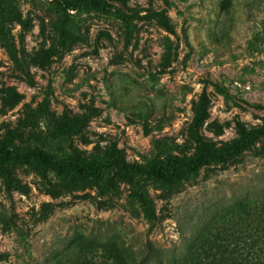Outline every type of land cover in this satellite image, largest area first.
<instances>
[{
    "label": "rangeland",
    "instance_id": "1",
    "mask_svg": "<svg viewBox=\"0 0 264 264\" xmlns=\"http://www.w3.org/2000/svg\"><path fill=\"white\" fill-rule=\"evenodd\" d=\"M57 1L0 0V141L16 151L105 160L116 148L147 164L264 125V0H98L107 12ZM102 185L0 162V264H107L100 243L148 263L151 248H184L239 203L264 204V142L174 189Z\"/></svg>",
    "mask_w": 264,
    "mask_h": 264
},
{
    "label": "trees",
    "instance_id": "2",
    "mask_svg": "<svg viewBox=\"0 0 264 264\" xmlns=\"http://www.w3.org/2000/svg\"><path fill=\"white\" fill-rule=\"evenodd\" d=\"M57 3L64 10H76L81 5L100 12L109 10L98 0H58ZM9 12L15 13L11 9ZM0 36H5L1 30ZM7 49L11 58L17 60L14 46L10 44ZM195 140L196 148L191 157L165 155L147 164H135L126 162L116 148L110 151L105 160L73 155L53 158L38 147L18 152L10 146L9 137H5L0 141V162L33 163L40 169L71 173L80 180L94 178L103 183V192L114 190L118 180L132 184L135 177H142L165 189H174L196 177L202 166L224 165L250 151L254 143L264 142V125L239 126L238 136L219 146H211L197 136ZM4 174L9 176L7 171ZM133 194L139 201L144 218L155 221L157 214L146 191L133 188ZM237 210L239 214L228 218L219 216L210 226L209 233L196 234L184 248L164 252L151 248L154 259L150 263L135 261L132 253L124 247L113 245L108 248V245L103 246L104 243L100 245L110 259L107 264H264V204L257 206L241 202Z\"/></svg>",
    "mask_w": 264,
    "mask_h": 264
}]
</instances>
